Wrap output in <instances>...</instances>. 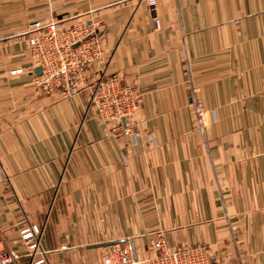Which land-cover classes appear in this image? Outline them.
<instances>
[{
  "label": "crops",
  "instance_id": "1",
  "mask_svg": "<svg viewBox=\"0 0 264 264\" xmlns=\"http://www.w3.org/2000/svg\"><path fill=\"white\" fill-rule=\"evenodd\" d=\"M41 20L99 23L87 82L138 90L136 140L106 134L91 89L36 88ZM27 225L43 264H103L115 244L142 259L160 232L264 264V0H0V234L18 264Z\"/></svg>",
  "mask_w": 264,
  "mask_h": 264
},
{
  "label": "built area",
  "instance_id": "2",
  "mask_svg": "<svg viewBox=\"0 0 264 264\" xmlns=\"http://www.w3.org/2000/svg\"><path fill=\"white\" fill-rule=\"evenodd\" d=\"M149 6L154 11L152 2ZM98 26L96 22H82L63 28L54 20L30 23L28 45L34 67L41 72L34 83L45 94L63 91L73 96L91 89L89 104L106 134L134 141L136 135L132 131V122L139 107L138 90L110 76L105 70L99 72L91 84L87 82V73L99 61L102 50ZM19 237L27 248L31 264H43V259L37 260L43 254V232L35 225H27L20 229ZM150 250L151 255L139 259L130 246L111 245L103 256V264H221L219 258L202 246L168 248L162 232L153 236ZM19 259V255L5 247L0 234V264H18Z\"/></svg>",
  "mask_w": 264,
  "mask_h": 264
},
{
  "label": "water",
  "instance_id": "3",
  "mask_svg": "<svg viewBox=\"0 0 264 264\" xmlns=\"http://www.w3.org/2000/svg\"><path fill=\"white\" fill-rule=\"evenodd\" d=\"M35 72L37 75H40V69L39 68H37Z\"/></svg>",
  "mask_w": 264,
  "mask_h": 264
},
{
  "label": "rangeland",
  "instance_id": "4",
  "mask_svg": "<svg viewBox=\"0 0 264 264\" xmlns=\"http://www.w3.org/2000/svg\"><path fill=\"white\" fill-rule=\"evenodd\" d=\"M34 22H36V21H34ZM83 23H85V22H83ZM99 26H100V25H99ZM99 26H98V27H99Z\"/></svg>",
  "mask_w": 264,
  "mask_h": 264
}]
</instances>
